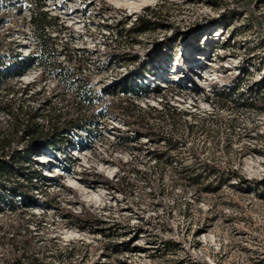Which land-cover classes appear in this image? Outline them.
<instances>
[{"label": "rangeland", "instance_id": "obj_1", "mask_svg": "<svg viewBox=\"0 0 264 264\" xmlns=\"http://www.w3.org/2000/svg\"><path fill=\"white\" fill-rule=\"evenodd\" d=\"M45 1L59 60L94 97H76L49 60L8 84L35 83L26 105L69 117L81 105L94 125L68 132L69 157L36 155L37 184L0 175L39 199L0 198V264H264V0ZM31 4L0 0V53H39ZM11 115L0 110V129Z\"/></svg>", "mask_w": 264, "mask_h": 264}, {"label": "trees", "instance_id": "obj_2", "mask_svg": "<svg viewBox=\"0 0 264 264\" xmlns=\"http://www.w3.org/2000/svg\"><path fill=\"white\" fill-rule=\"evenodd\" d=\"M45 6V0H32V4L29 7L31 11L30 22L37 43L40 46L39 53L23 55L21 52L14 50L11 55L0 53V110L13 115H11V122L7 127H2V129H0V175L7 176L13 173H22L26 176L27 181L30 182V185L37 184L38 179L44 178V174L41 170L34 166V164L37 163L35 159L36 155H41L47 148H52L69 157L68 147L72 139L68 136V132L72 131L75 133V129L78 127L85 128L87 131L92 132L91 125H94V123L87 124L90 118H88L86 113L79 111L81 105L75 108L79 111L78 113H76V110H71V112H69V114L71 113L72 115H70V117L64 116V114H67L66 112H68V110L63 111L61 107H57L55 103L50 101H48V103L45 101L46 104L44 103L45 105L43 108L40 106L26 105L24 102L25 98H21L23 94L33 96L40 92L39 90L30 92L35 83H33L31 87H29L28 84H26V86L8 84V79L11 76L23 74L33 64L46 65L44 61L49 60L48 62H51L55 74L66 79V84L71 89H76V97H82L83 100L90 101H92V97H94L88 88L84 89L83 86L85 85H82V83L78 81L75 75V69L63 64L62 61L59 60L58 57L63 50L58 49L54 39L55 37L51 35L50 29L55 28L54 16L49 10L45 9ZM154 22L155 21L141 17L142 26L139 28H153L154 26L152 24ZM164 50L165 45H163L156 54L160 55ZM142 70H146V68H141L138 75H143L144 71ZM153 88V90L157 92H160L162 89L159 85ZM127 91L128 90L122 87L112 92L120 93ZM20 92L22 93L21 95H19ZM236 92L237 89H233L232 91L227 89L217 91L218 95L226 100H235L239 105L248 106L250 103L244 96L245 93L237 95ZM77 103L81 104L82 100L79 99ZM171 107L177 109L174 105ZM42 109L47 111L41 113L40 110ZM150 109L158 112L163 111V108H158L156 106H151ZM25 112L26 116L23 118L21 114ZM183 113L186 115L192 114L191 111H183ZM155 116L156 117L152 118H158L159 120H157L160 124V121L165 118V113L155 114ZM39 118H43V120ZM158 122L148 118V127L151 129L154 128V131L159 133V140H166L167 142L173 143L172 139L175 136H169L165 128H160V130L157 129L156 124ZM153 134L152 131L148 132V137L151 138ZM19 143H21L20 146ZM172 148L175 149L177 147L173 146ZM27 185L29 184L21 181L9 185L0 181V198L7 201L12 209L20 207L17 203V196L31 203L37 202L39 199L35 193L31 192ZM20 224L21 223L14 225L12 223L10 226L13 228L16 227L21 231ZM12 239H14V237ZM14 244L15 243H12V245ZM23 244L26 245V241H24ZM31 261L34 264H49L39 257H34ZM14 263L15 262H12L11 264Z\"/></svg>", "mask_w": 264, "mask_h": 264}]
</instances>
